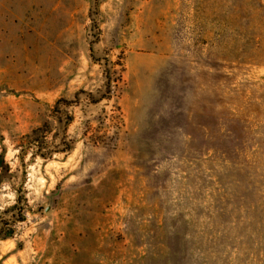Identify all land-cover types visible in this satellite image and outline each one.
Instances as JSON below:
<instances>
[{"label":"rangeland","instance_id":"374dc122","mask_svg":"<svg viewBox=\"0 0 264 264\" xmlns=\"http://www.w3.org/2000/svg\"><path fill=\"white\" fill-rule=\"evenodd\" d=\"M0 264H264V0H0Z\"/></svg>","mask_w":264,"mask_h":264},{"label":"water","instance_id":"95a60500","mask_svg":"<svg viewBox=\"0 0 264 264\" xmlns=\"http://www.w3.org/2000/svg\"><path fill=\"white\" fill-rule=\"evenodd\" d=\"M48 209L46 208V210L45 211H47Z\"/></svg>","mask_w":264,"mask_h":264}]
</instances>
